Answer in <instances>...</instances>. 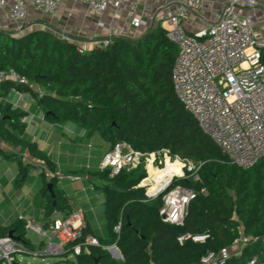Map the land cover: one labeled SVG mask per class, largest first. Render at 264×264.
<instances>
[{"label":"trees","instance_id":"1","mask_svg":"<svg viewBox=\"0 0 264 264\" xmlns=\"http://www.w3.org/2000/svg\"><path fill=\"white\" fill-rule=\"evenodd\" d=\"M176 53V45L159 24L137 37H111L84 52L51 30L33 29L22 36L0 30V71L13 69L27 79L26 83L0 80V140L20 146L53 169L37 143L23 137L25 113L5 100L16 89L34 96L47 121L74 123L111 145L124 141L142 152L167 148L182 158L203 161L201 182L194 187H204L205 192L189 204L183 226L162 221L161 196L143 200V189L135 186L144 171L136 177L131 175L138 168L114 177L108 171L94 172L92 176L100 181L95 186L104 193L108 236L98 237V246H87L66 264H94L96 257L97 264H198L206 252L230 246L240 233L248 238L240 257L232 253L225 264H248L253 258L254 264H264V159L248 169L225 159L176 97L171 81ZM2 153L12 158L11 153ZM30 164L19 161L20 179ZM40 175L45 178L42 171ZM50 182L54 197L47 182L41 189L47 197V214L65 212L68 201L55 186L54 176ZM111 182L125 191L112 190ZM226 188L232 193L227 194ZM10 230L23 239V230L15 224L0 229V234ZM204 232L209 238L203 243L177 242L180 234ZM113 243L121 259L104 248Z\"/></svg>","mask_w":264,"mask_h":264},{"label":"built area","instance_id":"2","mask_svg":"<svg viewBox=\"0 0 264 264\" xmlns=\"http://www.w3.org/2000/svg\"><path fill=\"white\" fill-rule=\"evenodd\" d=\"M64 1L0 0V11L11 20L10 25H0V30H12L11 35L18 36L34 23V13L54 17ZM76 1L85 5L91 15L103 16L111 10L113 20L125 15L131 26L127 31L124 27L112 28L110 22L100 20L98 23L106 29V35L100 40L87 41L93 42L94 47L106 44L111 37L140 36L159 24L177 47L171 81L185 110L229 163L248 169L264 159V0ZM72 41L79 52L88 50L84 43L79 45ZM1 79L27 82L13 69L0 71ZM33 88L37 90V86ZM21 122L24 121L21 119ZM141 163L146 166V175L135 187L143 189V200L161 196L158 213L162 221L183 226L189 204L199 193L205 192L204 187H194L201 182L203 161L182 158L167 148L142 152L124 141H117L104 153L98 169L114 177L123 170L138 168ZM167 164H174L177 170L149 192L154 183L149 167L161 171ZM49 215L48 223L38 224L19 215L18 220L24 221L25 229L33 230L44 239L32 244L15 233L19 239L0 235V264H26L16 259L18 253L60 255L65 261L79 255L89 245H99L95 237L83 235L82 213L53 210ZM119 230L120 222L114 226V232L119 233ZM207 238V232L183 233L177 237V242L180 245L185 240L203 243ZM247 239L240 233L230 246L206 252L198 264H225L232 253L241 254ZM104 248L113 258H122L115 243ZM254 262L255 258L248 264Z\"/></svg>","mask_w":264,"mask_h":264},{"label":"crops","instance_id":"3","mask_svg":"<svg viewBox=\"0 0 264 264\" xmlns=\"http://www.w3.org/2000/svg\"><path fill=\"white\" fill-rule=\"evenodd\" d=\"M57 13L59 19L64 22H66V15L68 14V19H76L75 24L72 25L74 32L81 31L85 34L95 33L98 37L94 40H100L106 35V29L98 26V22L100 21L99 18L89 14L86 6L78 3L76 0H65L60 5ZM112 14L113 10L108 12L105 16L106 21L110 22L112 28L124 27L127 31L131 30V26L129 21L125 18V15H122L121 18L112 20ZM37 15L42 14L34 13L33 17ZM10 21L11 20L5 17L4 12L0 11V25H10ZM85 43L88 49L94 47L93 42ZM5 100L12 104L13 108H17L25 113L21 118L25 124L23 137L35 141L39 149L47 155L51 162H53V169L51 170L42 161H37L30 157L28 152L20 146L14 147L0 140V149L2 152L12 154V158H7L0 152L3 158L14 164V174L11 176L10 180L19 183L21 182L20 180L26 177L25 175L24 178H19V161H21L22 164L30 162L32 166H38V176H40L42 183L47 182L48 184L51 177L54 176L55 186L62 192V196L68 201L69 207L65 212L82 213V223L84 229L87 230L86 235H91L96 239L98 237L106 238L108 232L104 216V197L101 203L103 207L102 214L97 217V220H100L101 224L95 226L91 223V220L94 219L93 199L95 196L85 192H87L88 189L87 184H90L91 188H98L95 186V183L98 184L100 181L95 180L92 175L99 170V162L104 153L111 148V142L97 133L87 132L74 123L66 122L61 124L45 120L42 110L37 106L36 99L30 97L27 92H20L16 89H12ZM29 166L26 168V173ZM41 171L45 176L44 179L40 175ZM55 174L61 175L62 178H58ZM70 177H74L75 179H71ZM41 189L40 187L38 189L39 191H37L40 195ZM38 212L42 213L41 218H44L47 214V199L40 205ZM58 212L65 213L60 210H58ZM19 215L25 218L24 215ZM41 218L39 219L41 220ZM26 219H33L34 222L35 220H39L32 215L31 217H26ZM109 245L111 244L105 246Z\"/></svg>","mask_w":264,"mask_h":264},{"label":"rangeland","instance_id":"4","mask_svg":"<svg viewBox=\"0 0 264 264\" xmlns=\"http://www.w3.org/2000/svg\"><path fill=\"white\" fill-rule=\"evenodd\" d=\"M87 12L90 14L88 10ZM57 14L54 17L42 15L34 16L32 18L34 23L31 24L27 29H24L23 32L18 36H22L30 30L42 28L51 30L59 36H68V38L75 40L79 45H82V43L86 45L85 42H87L89 39L94 40L96 37H98L95 33L85 34L81 31L74 32L72 25L75 24L76 19H68V14L66 15V22H64L59 19ZM105 16L106 14L97 17L99 20L106 21ZM98 26L103 27L100 26L99 23ZM8 33L14 34L12 30H9ZM27 93H29L30 97H34L30 92ZM38 169V166L30 165L27 169L25 179L20 180L21 182L19 183H15L14 181L10 180L11 176L14 174V164L0 155V229L15 224L23 230V239L31 242L32 244L39 243L44 239V237H41V239L33 230L25 229L24 221L18 220V215H24L25 219L26 217H31V215L36 217V219H39L42 216V213L38 212V209L40 208V205H42L43 201H46L47 197L42 194L41 191V195L37 193V191H39L38 189L44 186L40 176H38ZM143 171L146 175V166L144 163H141L138 169L134 171L131 176L136 177ZM87 187L88 189L85 193L89 195L93 194L95 196L93 199L94 219L91 220V223L95 226H99L101 221L97 220V217L101 216L103 210L101 204L104 197L103 191L101 188H91L90 184H87ZM49 220L50 215L46 214L44 218H41V220H35V223H48ZM45 228L47 229V224L45 225ZM14 233L15 235H19L18 231ZM15 257L17 260L26 264H66L63 256L60 255L34 256L18 253L15 255ZM70 259H73V257H70Z\"/></svg>","mask_w":264,"mask_h":264},{"label":"bare ground","instance_id":"5","mask_svg":"<svg viewBox=\"0 0 264 264\" xmlns=\"http://www.w3.org/2000/svg\"><path fill=\"white\" fill-rule=\"evenodd\" d=\"M176 170L177 169L174 167V164H167L166 167L161 171H157L156 169L150 166L148 171L150 178L154 180V183L149 189V192H152L155 189V187L163 180L165 176L171 175Z\"/></svg>","mask_w":264,"mask_h":264},{"label":"water","instance_id":"6","mask_svg":"<svg viewBox=\"0 0 264 264\" xmlns=\"http://www.w3.org/2000/svg\"><path fill=\"white\" fill-rule=\"evenodd\" d=\"M110 187H111L112 190H115V191H118V192H124L125 191L124 189H121V188L115 186L114 182L110 183ZM47 190L50 192L51 196L54 197V192H53V189H52V183L51 182H49L47 184ZM226 192H227V194H231L232 190L230 188H226ZM54 203H55V201L53 200V204ZM7 234L9 236H12V237L16 238V239L20 238L19 236H15L14 235V231L13 230L8 231ZM116 253H117V256L120 255L118 252H116ZM238 257H240V255ZM98 259H99L98 257L94 258V264L98 263ZM13 264H16V263H13Z\"/></svg>","mask_w":264,"mask_h":264}]
</instances>
